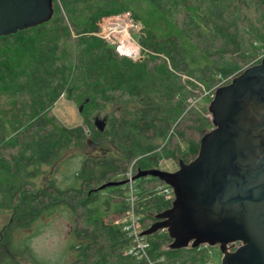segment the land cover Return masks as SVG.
<instances>
[{"label":"trees","instance_id":"1","mask_svg":"<svg viewBox=\"0 0 264 264\" xmlns=\"http://www.w3.org/2000/svg\"><path fill=\"white\" fill-rule=\"evenodd\" d=\"M57 1L63 8L52 3L47 21L0 34V168L34 176L39 163L70 144L81 165L63 188L54 176L34 189L22 187L24 177L0 186L14 210L0 230V264H49L31 240L42 217L57 209L68 212L72 236L58 264H202L209 258L203 243L171 248L166 228L142 234L172 204L158 190L163 180L145 175L134 182L142 250L117 222L131 205L127 183L99 186L126 178L127 169H158L162 159L185 162L197 154L199 138L185 130L202 135L211 121L185 96L216 86L256 53L243 21L251 19L248 6L261 12L264 0ZM123 11L141 21V59L119 54L98 33L103 16ZM63 93L83 102L76 126L50 111ZM105 104L112 112L100 129L90 112ZM104 141L109 146L99 147ZM108 187L116 194H105Z\"/></svg>","mask_w":264,"mask_h":264},{"label":"water","instance_id":"2","mask_svg":"<svg viewBox=\"0 0 264 264\" xmlns=\"http://www.w3.org/2000/svg\"><path fill=\"white\" fill-rule=\"evenodd\" d=\"M52 12L51 0H0V34L45 22ZM213 91L212 126L197 154L172 170L137 168L128 179L152 175L174 191L171 206L142 234L166 228L171 248L219 244L221 264H264V56ZM233 241L240 245L227 249Z\"/></svg>","mask_w":264,"mask_h":264},{"label":"rangeland","instance_id":"3","mask_svg":"<svg viewBox=\"0 0 264 264\" xmlns=\"http://www.w3.org/2000/svg\"><path fill=\"white\" fill-rule=\"evenodd\" d=\"M51 1L52 3L58 4V6H60V9L63 8V4H61L60 1ZM249 7L250 6H248V8L246 9V14L251 18L250 21L253 23V25L251 26L250 21L247 22L246 20H244L243 22L246 27L245 30L243 29V35L247 34L252 36L251 40H254L255 43V45L252 46L254 47L256 53L252 56H248V58L240 64V67L236 69L233 74L226 77L217 76L220 80L216 86L213 85L208 87L207 89L200 85L199 88L194 89V93L185 96L186 104L190 107H193L194 109L199 110L201 112L200 115L204 118H207L209 122L211 121V118L210 111L208 110V103L213 97L214 88L221 86V84H225L228 82L230 83L237 72H240L251 64L258 63L260 58L264 56V9L261 11L263 13H261L259 10L254 12L251 9L252 7ZM117 17H121L124 20L121 21V24L122 26H124L125 30H121V28H113L108 32L104 27L105 22L113 21ZM174 17H177L179 19L180 15L176 14ZM168 22L171 23L172 21L169 19ZM250 28L253 29L255 34L251 33ZM98 29L99 34H102L111 45L115 46L116 51L119 54L129 55L135 59H141L143 56H145L144 52L141 50V44L139 41V36L142 33L141 21H135L129 14V12L126 13V11H123L121 13H114L110 16L105 15L103 18H101V21L98 24ZM182 75L186 76L185 74ZM74 98V96L68 97L65 93H63L59 96V99L55 101L54 105L51 106L50 111H52L57 116V119L61 123L76 126L79 122H81V107L83 102L80 99L77 100ZM78 107L80 108L78 109ZM111 112L112 108L110 107V105L105 104L99 110L93 109L90 112L89 120L91 119L92 121L93 119H95L98 125H101L103 123L100 120L103 117L108 116ZM185 132L194 139H200L201 137V135L194 130L192 131L186 128ZM88 139L90 140V138ZM90 145L86 147H90ZM100 146L104 147L109 145L107 141H104L99 143V147ZM74 152H78V149L75 147V145L70 144L69 146L65 147V149H63L58 157L53 158L51 162L39 163V165H37L35 169L34 176H28L27 174L22 175L21 172L13 174L12 172L7 173L5 170L0 168V186L2 184H5L6 182L11 183V181L13 180H20L21 182L24 177L26 181L23 183L22 187L27 188L28 186H31V188L34 189L40 187V185L45 183L47 179L54 176L60 188H63L66 185L74 182V176H72V173L79 169L81 165L79 159L75 158L72 155H69L70 153ZM160 166L165 170H172L173 168L178 166V160L169 161L162 159L160 162ZM127 172H129L128 169L125 173L128 180L133 174L130 172V176ZM136 179L137 178L128 180V182L126 183H130L132 188H134V182L137 181ZM126 188L128 189V187ZM112 189L113 188L108 187L105 194H112ZM1 193L2 192L0 191V230L2 229V226L6 225L10 221V217L12 216V213H14L12 207L13 205L7 204V199ZM113 193L116 194V191L114 190ZM41 221V226L38 227V230H40V232L38 233V235H36V237L32 238L31 242L35 245L36 254L39 257H41L42 259H48L49 264H58V262L64 261L66 259L65 253L69 245L68 241L70 240V237H72L71 234L68 233V212H66L65 210L57 209L50 216L42 217ZM218 245L219 244H207L205 246L208 250V261L210 264H221L220 259H222L223 253H221V250H219ZM20 264L30 263L22 260Z\"/></svg>","mask_w":264,"mask_h":264},{"label":"built area","instance_id":"4","mask_svg":"<svg viewBox=\"0 0 264 264\" xmlns=\"http://www.w3.org/2000/svg\"><path fill=\"white\" fill-rule=\"evenodd\" d=\"M126 13H128V11H126ZM127 173L130 175V170ZM158 186H159L158 190L162 193L163 197L166 199H169L170 201H173V193H174L173 188H171L169 185H166L165 183H160ZM127 187L129 189V194L127 195V197L131 201V205L129 209H126L123 217L120 220H117V222H121V221L123 222V227L129 230L128 236L132 237V240H134L135 245L139 247V249L142 250L146 246V242L145 240H143L141 233L139 232V226H138L139 220L138 219L140 215L137 213H134V209H133L134 204L132 203L134 195L136 194H135L134 188H132L130 183L127 184ZM203 244L207 245L206 243H203ZM128 251L130 252L131 249ZM202 264H210V263L208 259H206V261H204Z\"/></svg>","mask_w":264,"mask_h":264},{"label":"bare ground","instance_id":"5","mask_svg":"<svg viewBox=\"0 0 264 264\" xmlns=\"http://www.w3.org/2000/svg\"><path fill=\"white\" fill-rule=\"evenodd\" d=\"M121 21H124L121 17L115 18L113 21H106L104 27L109 32L113 28H121V30H125L124 26H122Z\"/></svg>","mask_w":264,"mask_h":264},{"label":"flooded vegetation","instance_id":"6","mask_svg":"<svg viewBox=\"0 0 264 264\" xmlns=\"http://www.w3.org/2000/svg\"><path fill=\"white\" fill-rule=\"evenodd\" d=\"M238 245H240V242H234V241H233V242H228L226 248L228 249L229 246H230L229 249L233 250V249H235Z\"/></svg>","mask_w":264,"mask_h":264}]
</instances>
